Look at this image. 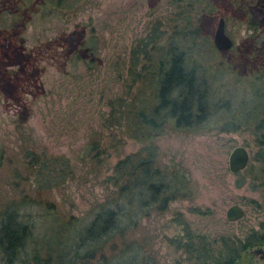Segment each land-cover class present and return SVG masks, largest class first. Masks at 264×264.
I'll return each mask as SVG.
<instances>
[{
	"label": "rangeland",
	"instance_id": "rangeland-1",
	"mask_svg": "<svg viewBox=\"0 0 264 264\" xmlns=\"http://www.w3.org/2000/svg\"><path fill=\"white\" fill-rule=\"evenodd\" d=\"M196 2L199 34L193 56L215 72V79L209 80L215 91L212 96H228L236 108L243 98L250 101L253 85L264 81V18L255 28L248 23L250 7L258 0H203L210 9L200 8L201 3ZM173 3L0 0V211L19 203L17 210L34 223L38 239L69 217L85 219L94 202L103 197L104 176L114 162L141 147L140 141L122 137L118 129H104L107 152L98 157L93 151L86 153L87 139L100 128V112L107 109L105 95L121 91L118 72L130 44L155 17L169 18ZM220 16L233 40L228 49H219L213 42ZM73 29L78 32L67 39ZM83 34L88 38L95 35L100 45L93 69L71 64L68 57ZM218 117L219 112L201 129L167 124L155 136L157 163L177 164L185 172L189 179L186 194L172 199L162 211L152 208L144 212L124 238H116L113 251L106 248L107 255L117 259L127 250L135 259L133 264L186 261L185 252L170 240L182 227L175 219L178 213L193 231L210 236L218 232L242 236L250 228L261 227L264 162L256 135L242 127L221 130ZM237 144L247 147L250 159L244 169L231 172L228 154ZM27 148L66 156L72 174L60 185L41 186V178L24 156ZM232 203L243 208V214L234 220L226 217ZM258 248L263 251H255ZM86 259L77 264H92ZM244 259L248 262L237 264H264V244L249 249ZM93 261H99L98 252Z\"/></svg>",
	"mask_w": 264,
	"mask_h": 264
},
{
	"label": "trees",
	"instance_id": "trees-1",
	"mask_svg": "<svg viewBox=\"0 0 264 264\" xmlns=\"http://www.w3.org/2000/svg\"><path fill=\"white\" fill-rule=\"evenodd\" d=\"M171 1L175 8L169 18L155 17L145 33L130 44L123 69L118 72L121 91L104 94L107 109L100 112V128L87 139L86 153L93 151L98 157V153L107 152L104 129H118L122 137L140 141L141 147L114 162L111 172L104 176L107 184L103 197L94 202L85 219L74 221L69 217L38 239L34 223L17 210L19 203L2 209L0 264H77L85 263L86 258L92 264L135 263L133 256L125 253L127 250L121 251L122 258L115 259L106 254V248L113 251L116 238H124L138 217L148 209H166L172 199L185 195L189 186L188 177L177 164L161 165L156 161L154 139L167 124L177 129H201L219 112L221 130L242 127L256 135L258 153L264 162V81L253 85L250 101L244 102L243 98L236 108L228 96H212L215 91L209 80L215 79V72L193 56L199 34L195 27L197 2ZM198 1L200 8H211L206 6L210 5L208 2ZM250 11L248 23L255 28L258 20L264 18V0L255 2ZM76 32L71 30L67 39ZM88 36L83 34L80 45L68 57L71 64L93 69L100 45L95 35ZM24 156L43 187L60 185L72 174V166L64 155L27 148ZM175 219L182 227L170 240L186 254V261L179 260L177 264L246 263L247 260L242 261L243 254L264 244V219L259 229L250 228L242 236L223 232L210 236L193 231L181 213ZM125 243L128 245L126 240ZM95 252L99 255L97 263L93 261Z\"/></svg>",
	"mask_w": 264,
	"mask_h": 264
},
{
	"label": "water",
	"instance_id": "water-1",
	"mask_svg": "<svg viewBox=\"0 0 264 264\" xmlns=\"http://www.w3.org/2000/svg\"><path fill=\"white\" fill-rule=\"evenodd\" d=\"M213 42L219 49H228L232 46L233 40L225 30V19L220 16L213 34ZM250 159L249 150L243 144H237L232 147L228 154V168L231 172L244 169ZM243 214V208L238 203L230 204L226 209V217L230 220L239 218ZM255 251H263L262 248Z\"/></svg>",
	"mask_w": 264,
	"mask_h": 264
}]
</instances>
